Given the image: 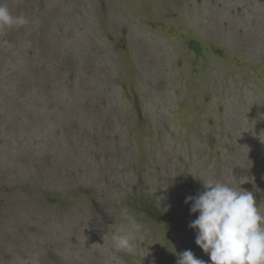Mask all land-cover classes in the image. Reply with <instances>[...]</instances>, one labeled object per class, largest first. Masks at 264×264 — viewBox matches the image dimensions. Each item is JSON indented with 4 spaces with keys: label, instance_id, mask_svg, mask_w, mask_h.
Masks as SVG:
<instances>
[{
    "label": "rangeland",
    "instance_id": "rangeland-1",
    "mask_svg": "<svg viewBox=\"0 0 264 264\" xmlns=\"http://www.w3.org/2000/svg\"><path fill=\"white\" fill-rule=\"evenodd\" d=\"M0 3V264L209 262L201 179L264 215V0Z\"/></svg>",
    "mask_w": 264,
    "mask_h": 264
},
{
    "label": "clouds",
    "instance_id": "clouds-1",
    "mask_svg": "<svg viewBox=\"0 0 264 264\" xmlns=\"http://www.w3.org/2000/svg\"><path fill=\"white\" fill-rule=\"evenodd\" d=\"M28 20L13 16L9 8L0 3V29L23 26ZM200 179V178H198ZM203 191L189 195L190 213H198L188 227L196 233L195 243L210 261L195 256L191 249L176 252V264H264V215L260 213L252 192L217 181L201 179ZM127 215V214H125ZM121 224L113 234L116 250H128L133 246L136 221Z\"/></svg>",
    "mask_w": 264,
    "mask_h": 264
},
{
    "label": "flooded vegetation",
    "instance_id": "flooded-vegetation-1",
    "mask_svg": "<svg viewBox=\"0 0 264 264\" xmlns=\"http://www.w3.org/2000/svg\"><path fill=\"white\" fill-rule=\"evenodd\" d=\"M192 52H193V53H196L194 49L192 50ZM33 235H34V236H33ZM36 235H38V234H36ZM30 239H37L36 236H35V233H33V232H30V233H29V232H28V234H27V236L25 237V239H23V240H24L23 243L26 242V241H28V240H30ZM29 242L31 243V241H29ZM23 243H22V244H23ZM24 245H25V244H24ZM24 249L27 251V247H26V246H24V248H22L23 252H24ZM33 250H34V249H33Z\"/></svg>",
    "mask_w": 264,
    "mask_h": 264
}]
</instances>
